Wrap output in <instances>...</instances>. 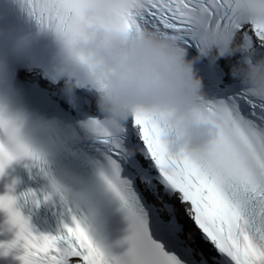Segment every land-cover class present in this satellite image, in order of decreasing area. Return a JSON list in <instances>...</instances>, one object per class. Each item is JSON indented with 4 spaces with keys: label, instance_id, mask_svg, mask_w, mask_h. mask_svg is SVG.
<instances>
[{
    "label": "snow or ice",
    "instance_id": "6c2138e0",
    "mask_svg": "<svg viewBox=\"0 0 264 264\" xmlns=\"http://www.w3.org/2000/svg\"><path fill=\"white\" fill-rule=\"evenodd\" d=\"M21 3L40 29L66 42L92 22L166 33L191 53L207 25L227 26L235 43L264 51V22L241 17L236 0ZM217 80L194 110L214 129L204 149L171 143L178 129L166 110L135 112L116 130L86 119L82 149L57 174L21 135L22 118L0 106V174L27 159L48 182L42 199L55 195L61 206L55 234L38 232L11 188L0 195V211L16 229L12 240L0 242V255L22 249L20 264H264V96L249 94L237 80ZM21 196L39 203L32 189ZM176 201L187 206L216 255L194 247L195 234L182 223Z\"/></svg>",
    "mask_w": 264,
    "mask_h": 264
},
{
    "label": "clouds",
    "instance_id": "9594fccd",
    "mask_svg": "<svg viewBox=\"0 0 264 264\" xmlns=\"http://www.w3.org/2000/svg\"><path fill=\"white\" fill-rule=\"evenodd\" d=\"M235 9L241 17L264 22V0H236ZM54 34V33H53ZM60 51L53 70L64 77L65 89L74 83H86L94 92L101 125L116 130L138 111L166 110L178 134L170 137L174 146L186 145L200 151L213 135V126L194 113L202 108L203 81L197 74L195 61L215 59L240 52L243 63L234 68V76L249 94L264 96V55L248 59V49L235 43V33L227 26H204L198 33L196 58L176 37L148 29L129 32L85 23L71 40L54 34ZM8 116L7 104L0 98ZM20 117V116H19ZM22 118V117H21ZM21 135L30 141L25 132Z\"/></svg>",
    "mask_w": 264,
    "mask_h": 264
},
{
    "label": "bare ground",
    "instance_id": "6f19581e",
    "mask_svg": "<svg viewBox=\"0 0 264 264\" xmlns=\"http://www.w3.org/2000/svg\"><path fill=\"white\" fill-rule=\"evenodd\" d=\"M42 103V102H41Z\"/></svg>",
    "mask_w": 264,
    "mask_h": 264
}]
</instances>
